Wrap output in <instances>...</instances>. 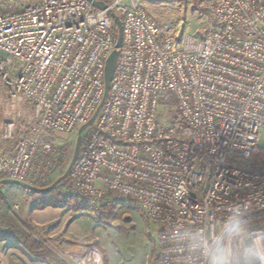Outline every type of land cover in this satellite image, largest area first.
Returning <instances> with one entry per match:
<instances>
[{
	"label": "built area",
	"instance_id": "2783aa9c",
	"mask_svg": "<svg viewBox=\"0 0 264 264\" xmlns=\"http://www.w3.org/2000/svg\"><path fill=\"white\" fill-rule=\"evenodd\" d=\"M94 1L0 0V177L48 186L58 134L86 124L71 187L135 204L157 234L149 264H178L177 226L234 203L264 219V0H191L192 31L185 5L178 20L151 10L179 0ZM109 11L123 34L105 93Z\"/></svg>",
	"mask_w": 264,
	"mask_h": 264
},
{
	"label": "rangeland",
	"instance_id": "374dc122",
	"mask_svg": "<svg viewBox=\"0 0 264 264\" xmlns=\"http://www.w3.org/2000/svg\"><path fill=\"white\" fill-rule=\"evenodd\" d=\"M190 3H160L151 10L160 19L178 20L185 5L186 28L192 31L197 24ZM3 104L0 93V121L5 116ZM58 136L69 143L55 179L65 172L76 142L74 136ZM65 180L45 193L0 184V264H89V252L97 260L91 264L150 263L157 234L135 204L122 198L96 200L73 189L68 176Z\"/></svg>",
	"mask_w": 264,
	"mask_h": 264
},
{
	"label": "clouds",
	"instance_id": "9594fccd",
	"mask_svg": "<svg viewBox=\"0 0 264 264\" xmlns=\"http://www.w3.org/2000/svg\"><path fill=\"white\" fill-rule=\"evenodd\" d=\"M177 227L178 264H264V219L252 218L244 203Z\"/></svg>",
	"mask_w": 264,
	"mask_h": 264
},
{
	"label": "water",
	"instance_id": "95a60500",
	"mask_svg": "<svg viewBox=\"0 0 264 264\" xmlns=\"http://www.w3.org/2000/svg\"><path fill=\"white\" fill-rule=\"evenodd\" d=\"M88 1H92L93 4L100 8V9H104L105 8V4L103 2H98V1H94V0H88ZM109 13L111 14V16L114 19V22L116 24L117 27V41L115 44V49L110 53V55L108 56V58L106 59L105 62V67H104V81H105V93L108 89V85L109 82L111 80L113 71H114V67H115V62L119 53V48L121 47V43H122V21L120 19V17L116 14H114L112 11H109ZM86 126V124H83L79 127L78 129V135L76 137V142H75V146H74V150H73V154L71 157V160L65 170V172L59 176L58 178H56L51 184H49L48 186L45 187H35L32 185H29L27 183H24L22 181H18V180H14V179H8V178H3L0 179V184H11V185H16L19 187H23L25 189H28L32 192H48L50 190H52L54 187H56V185H58L61 181H63L64 179L67 178L70 169L78 155V151H79V147H80V142H81V131L84 129V127ZM162 228H160L161 230Z\"/></svg>",
	"mask_w": 264,
	"mask_h": 264
},
{
	"label": "trees",
	"instance_id": "16d2710c",
	"mask_svg": "<svg viewBox=\"0 0 264 264\" xmlns=\"http://www.w3.org/2000/svg\"><path fill=\"white\" fill-rule=\"evenodd\" d=\"M66 182V180L65 181H62V183H65ZM34 193H38V192H34ZM43 193V192H42ZM45 193V192H44ZM54 264V263H53Z\"/></svg>",
	"mask_w": 264,
	"mask_h": 264
}]
</instances>
